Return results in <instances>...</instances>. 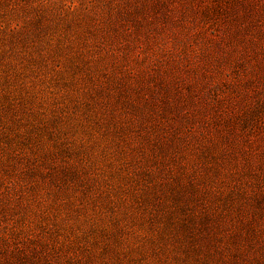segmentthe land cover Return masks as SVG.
<instances>
[{
	"label": "rangeland",
	"instance_id": "rangeland-1",
	"mask_svg": "<svg viewBox=\"0 0 264 264\" xmlns=\"http://www.w3.org/2000/svg\"><path fill=\"white\" fill-rule=\"evenodd\" d=\"M0 264H264V0H0Z\"/></svg>",
	"mask_w": 264,
	"mask_h": 264
},
{
	"label": "trees",
	"instance_id": "trees-1",
	"mask_svg": "<svg viewBox=\"0 0 264 264\" xmlns=\"http://www.w3.org/2000/svg\"><path fill=\"white\" fill-rule=\"evenodd\" d=\"M3 260H4V259H1V258H0V263H1Z\"/></svg>",
	"mask_w": 264,
	"mask_h": 264
}]
</instances>
